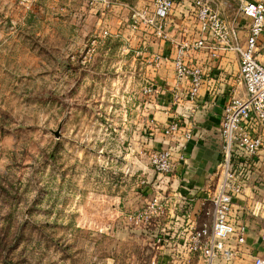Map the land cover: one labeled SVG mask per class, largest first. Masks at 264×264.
<instances>
[{"label": "rangeland", "instance_id": "obj_1", "mask_svg": "<svg viewBox=\"0 0 264 264\" xmlns=\"http://www.w3.org/2000/svg\"><path fill=\"white\" fill-rule=\"evenodd\" d=\"M114 16L89 0H0V264H203L128 220L170 187L149 161L161 90L142 91L162 89V47L137 53L144 33ZM222 174L186 193L207 196Z\"/></svg>", "mask_w": 264, "mask_h": 264}, {"label": "built area", "instance_id": "obj_2", "mask_svg": "<svg viewBox=\"0 0 264 264\" xmlns=\"http://www.w3.org/2000/svg\"><path fill=\"white\" fill-rule=\"evenodd\" d=\"M234 1L238 7L231 16L226 14V8L232 6L230 0H152L150 4L129 7L130 29L145 35L142 52L149 51L148 40L160 42L164 49L153 54L152 60L156 65L170 62L176 78L186 82L184 92L174 91L173 100L177 103L184 98L195 100L205 80L206 67L199 60L192 61V54L205 51L209 59L216 60L224 51L235 52L239 57L234 94L224 105L220 124L222 159L219 167L223 174L216 190L208 192L202 202L205 218L198 222L177 213L181 202L175 201L168 189L148 197L141 208L127 215L137 227L161 224L169 217L176 229L168 236L166 226L159 224L162 244L174 239L173 245L198 254L207 264H212L217 257L233 259L238 252L237 244L246 241L247 228L234 214V198L243 192L255 157L264 147V64L259 59V43L264 36V0ZM184 2H190L193 7L196 25L193 37H177L172 32V16L176 7ZM90 3L104 6L109 0H90ZM242 17L249 23L245 40L240 36ZM108 33L103 32L104 36ZM240 86L244 89L243 95L237 93ZM142 91L146 96L156 93L150 82ZM163 133L166 145L151 152L149 158L153 170L162 177L176 173L178 163L186 161L185 150L192 137L190 130H183L180 118L164 126ZM255 262L264 264V258L257 257ZM152 263L155 264V260Z\"/></svg>", "mask_w": 264, "mask_h": 264}, {"label": "crops", "instance_id": "obj_3", "mask_svg": "<svg viewBox=\"0 0 264 264\" xmlns=\"http://www.w3.org/2000/svg\"><path fill=\"white\" fill-rule=\"evenodd\" d=\"M151 2L152 0H109L107 6L109 11L111 10V13L115 15L116 21L129 22L130 6H143ZM230 4L232 6L226 8V14L229 16L238 7V3L234 0H230ZM192 14L194 13L190 2L180 3L176 7L171 24L172 32L177 37L196 35V25L193 23ZM106 16L108 15L103 13L101 17L105 18ZM241 22L240 36L242 40H245L249 35V23L245 17L241 18ZM104 31L101 32L100 37H106L103 34ZM159 44L162 47L161 50L154 51L153 54L164 49L162 44ZM159 44L157 43V45ZM141 49L137 53L144 54L145 52H142ZM149 51H152V48L149 47ZM153 54L151 55L152 59ZM190 59L192 61L199 60L206 67L205 80L195 100L184 98L179 103L173 100L174 91L184 92L187 84L176 78L170 62L159 65L158 70H162V89H160V83L152 84L156 93L161 90L162 95V147L167 142L163 128L174 119L180 118L183 130H190L192 134L185 150L186 161L178 163L176 173L164 177V181L168 180L167 182H170L168 186L172 187V189L166 188L175 196V201L181 202L177 213H183L188 220L201 222L205 210L202 202L207 199L206 193L203 190H197L196 194H189L186 193V189H188V185L193 184H196L199 189L206 187V183L215 177L216 170L219 168L222 159V138L219 133L221 117L225 103L234 94L233 88L239 73V57L235 52L221 51L219 58L211 60L205 51H200L192 54ZM259 59L264 64V36L259 43ZM238 91L241 95L244 94L242 86L239 87L237 93ZM169 103L173 104V108L165 105ZM253 163L252 174L243 192L234 198V214L247 228L246 241L237 244L238 252L233 259L225 260L217 257L212 264H257L255 262L257 257L264 258V147L255 157ZM178 173L181 175L177 176ZM179 193L182 196H179ZM183 201L187 202L184 207ZM155 224L160 223L155 222ZM160 225L166 226L164 228L167 229L168 236L176 229L169 217L164 218ZM173 240L167 244L176 252V248L172 246ZM201 258L198 260L199 263L207 264L204 258Z\"/></svg>", "mask_w": 264, "mask_h": 264}, {"label": "water", "instance_id": "obj_4", "mask_svg": "<svg viewBox=\"0 0 264 264\" xmlns=\"http://www.w3.org/2000/svg\"><path fill=\"white\" fill-rule=\"evenodd\" d=\"M219 133H220V129H219ZM221 135V134H220Z\"/></svg>", "mask_w": 264, "mask_h": 264}]
</instances>
